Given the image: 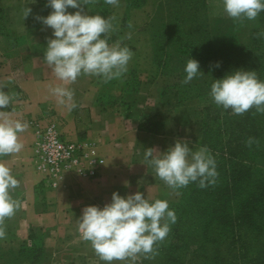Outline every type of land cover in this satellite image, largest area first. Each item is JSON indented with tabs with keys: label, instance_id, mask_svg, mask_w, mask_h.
Instances as JSON below:
<instances>
[{
	"label": "crops",
	"instance_id": "0c3cea01",
	"mask_svg": "<svg viewBox=\"0 0 264 264\" xmlns=\"http://www.w3.org/2000/svg\"><path fill=\"white\" fill-rule=\"evenodd\" d=\"M85 13L92 15L83 8ZM108 17H115L108 44L119 42L133 53L128 71L121 79L107 83L81 75L66 85L74 92L77 106L72 111L59 105L49 91L50 87L65 86L43 59L47 40L54 38L53 30L41 23L21 31L25 36L15 42L0 31V84L5 85L2 90L6 94L14 95L9 106L0 111L9 113L13 120L26 122L51 109L68 137L93 143L100 156L96 177L63 172L53 188L44 186L35 168L32 146L36 136L30 125L18 134L23 149L18 154L0 156V163L10 168L20 184L10 192L18 208L12 218L5 220L6 237L0 239V251L7 250L19 259L33 254L36 264H105L96 257L90 242L80 237L78 219L82 209L93 205L103 208L111 202L113 192L121 197L140 192L150 203L156 199L169 202L172 197L173 190L156 176L144 153L153 148L160 152L154 155H162L174 144L164 135L141 129L134 116L137 110L132 108V115L119 104L122 96L128 100L139 94L125 91L127 81L143 84L150 77L151 70L145 68L153 62L150 32L144 28L146 8L119 1V6L111 5L103 18Z\"/></svg>",
	"mask_w": 264,
	"mask_h": 264
},
{
	"label": "clouds",
	"instance_id": "9594fccd",
	"mask_svg": "<svg viewBox=\"0 0 264 264\" xmlns=\"http://www.w3.org/2000/svg\"><path fill=\"white\" fill-rule=\"evenodd\" d=\"M97 0H47L46 7L52 11L46 17L36 16L44 26L53 30V37L47 40L43 59L54 76L65 86L50 87V93L59 105L72 111L77 105L74 92L66 85L74 83L81 75L94 76L107 83L121 77L128 71L133 53L120 43L110 46L109 34L114 30L115 17L102 18L100 15L82 14L83 6ZM104 3L119 6V0H104ZM226 15L234 21L255 20L264 11V0H221ZM78 9L68 13L67 9ZM31 14L25 7L23 19ZM131 27V24H129ZM103 35L104 38H101ZM264 38V32L258 34ZM127 38H130V34ZM217 67L219 64L216 65ZM199 62L188 59L182 84H188L198 75ZM0 84V109L7 108L14 98L2 89ZM213 102L235 115H243L255 108L264 114V82L258 80L255 71L237 70L222 79L214 80L209 93ZM26 122L13 120L9 113L0 111V156L18 154L24 147L18 134L27 130ZM258 143L250 137L246 145ZM149 148L144 157L155 170L156 176L173 191L198 181L200 188L216 183L218 173L214 158L206 147L191 151L187 142L177 141L162 155ZM20 186L9 167L0 163V239L6 237L5 220L15 215L18 202L10 195L11 190ZM177 195L179 192L177 191ZM174 211L168 202L156 199L149 202L142 193L136 192L121 197L117 192L111 195V202L100 208L86 206L78 219V232L83 241L90 242L96 257L113 264L127 261L129 264L143 257L154 259L158 255L155 245L163 242L170 232V224L176 222ZM163 221V223H161Z\"/></svg>",
	"mask_w": 264,
	"mask_h": 264
},
{
	"label": "trees",
	"instance_id": "16d2710c",
	"mask_svg": "<svg viewBox=\"0 0 264 264\" xmlns=\"http://www.w3.org/2000/svg\"><path fill=\"white\" fill-rule=\"evenodd\" d=\"M145 1L126 3L142 5ZM94 4L83 8L92 15L102 13V18L110 10L99 11ZM258 16L264 23V11ZM259 47H253L257 54L247 51L240 69L255 71L258 80L264 82V60L259 58L264 49ZM230 63L228 58L218 61L222 69L220 79L234 71ZM130 83L124 84L125 91H132ZM123 97L119 104L134 115ZM210 108H206L201 145L215 160L216 183L200 188L197 181L178 189V200L168 202L176 222L169 225L166 239L154 246L158 255L152 260L143 259L140 264H264V114L257 113L255 108L243 115L220 106L212 111ZM134 116L141 129L155 132L145 115ZM250 137L258 143L248 147L246 141ZM19 258V264L37 262L33 254Z\"/></svg>",
	"mask_w": 264,
	"mask_h": 264
},
{
	"label": "rangeland",
	"instance_id": "374dc122",
	"mask_svg": "<svg viewBox=\"0 0 264 264\" xmlns=\"http://www.w3.org/2000/svg\"><path fill=\"white\" fill-rule=\"evenodd\" d=\"M46 5L47 0H0V31L13 42L22 39L25 34L21 31L34 29L41 23L36 16L46 17L52 11ZM94 5V9L102 12L111 8L104 0ZM25 7L31 8V14L23 19ZM143 7L153 62L151 67H145L151 70L148 81L146 78L143 84L131 81V92L139 94L125 102L137 114L145 115L157 134L164 135L173 144L178 140L187 142L191 151H197L204 147L201 139L206 108L211 107L210 111L218 108L208 86L220 79L222 69L216 66L218 61L228 58L233 72L244 70L240 66L247 58V51L257 54L258 50L253 47L258 45L264 49V38L258 36L264 32V23L258 20L259 16L252 21H234L224 13L221 0H146ZM259 58L264 60V55ZM188 59L199 62L203 75L182 84ZM177 191H173L170 200H178ZM143 259L140 257L135 264ZM0 264H19V260L6 250L0 252Z\"/></svg>",
	"mask_w": 264,
	"mask_h": 264
},
{
	"label": "built area",
	"instance_id": "2783aa9c",
	"mask_svg": "<svg viewBox=\"0 0 264 264\" xmlns=\"http://www.w3.org/2000/svg\"><path fill=\"white\" fill-rule=\"evenodd\" d=\"M26 123L35 132L32 159L45 187H55L63 172L89 178L97 176L100 156L96 145L68 137L53 110L29 117Z\"/></svg>",
	"mask_w": 264,
	"mask_h": 264
}]
</instances>
